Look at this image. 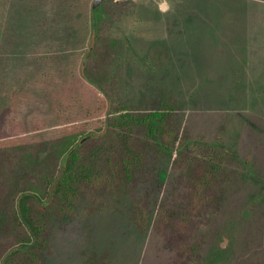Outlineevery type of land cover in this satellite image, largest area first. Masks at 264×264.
<instances>
[{"label":"rangeland","instance_id":"1","mask_svg":"<svg viewBox=\"0 0 264 264\" xmlns=\"http://www.w3.org/2000/svg\"><path fill=\"white\" fill-rule=\"evenodd\" d=\"M94 1L0 0V264L26 193L48 207L45 264H264V0ZM102 94L134 117L170 103L168 149L147 146L122 189L44 205L74 135L103 128ZM208 159L211 205L164 237L158 217Z\"/></svg>","mask_w":264,"mask_h":264},{"label":"trees","instance_id":"2","mask_svg":"<svg viewBox=\"0 0 264 264\" xmlns=\"http://www.w3.org/2000/svg\"><path fill=\"white\" fill-rule=\"evenodd\" d=\"M91 24L94 27L97 25L95 16ZM102 97V113L105 119L103 128L79 136L77 133L74 135L66 154L73 148H76V151L68 160L56 197L71 189L73 191L76 185L91 190H97L100 187L122 189L133 180L147 146L168 149L172 137L171 124L174 110L170 103L162 104L159 110L145 116L134 117L124 110L117 113L110 112V99L104 94ZM86 135L93 137L78 147L79 141ZM161 139L164 140L162 143ZM199 164L200 174L196 177L191 174L188 205L183 208L174 206L167 212L163 211V215L158 217L155 223V227L164 237L170 236V232L180 238L187 235L193 222V215L199 216L211 205L212 197L209 192L216 184L218 177L215 172L221 169V164L217 166L213 160L209 159ZM41 201L44 199L34 193L22 194L16 200L12 215L15 222L26 229V234L21 245L12 250L1 264H17L18 260L22 264H45L44 256L39 250L44 243L43 227L39 224L40 216L34 212L35 209H39L42 214L48 210ZM148 216L146 213L143 220L147 221ZM180 238L178 241L184 246Z\"/></svg>","mask_w":264,"mask_h":264},{"label":"water","instance_id":"3","mask_svg":"<svg viewBox=\"0 0 264 264\" xmlns=\"http://www.w3.org/2000/svg\"><path fill=\"white\" fill-rule=\"evenodd\" d=\"M103 0H95L94 3H93V8H96L100 5V3L102 2ZM89 137H85L84 139L81 140V142L79 143L78 147L83 144ZM76 151V148H73L71 149L68 154L64 157L62 163H61V167H60V170H59V173L57 175V177L55 178L53 184H52V187H51V190H50V193H49V197L48 199L44 202V205H49L51 203V201L53 200L55 194H56V189H57V186L59 184V182L61 181L63 175L65 174V171H66V166H67V163H68V160L69 158L75 153Z\"/></svg>","mask_w":264,"mask_h":264}]
</instances>
